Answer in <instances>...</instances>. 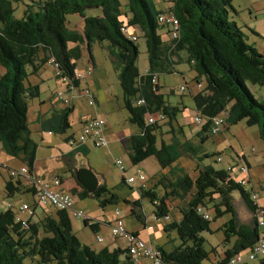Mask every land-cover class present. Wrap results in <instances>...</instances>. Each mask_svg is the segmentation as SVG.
<instances>
[{
    "label": "trees",
    "instance_id": "16d2710c",
    "mask_svg": "<svg viewBox=\"0 0 264 264\" xmlns=\"http://www.w3.org/2000/svg\"><path fill=\"white\" fill-rule=\"evenodd\" d=\"M13 1L18 0H0V67L3 70L0 73V146L6 155L27 166L30 174L38 144L28 128L27 102L39 96V85L29 83L28 75L38 73L46 60L53 59L64 76L75 86L79 84L74 71L81 57L78 44L82 43V39L76 31L68 28L69 14L82 17L88 52L90 43L96 42L114 57L122 91V107L128 113L129 122L138 128L136 133L124 140L132 165L148 157H154L161 169L174 163V146L181 144L178 135L183 133V126L177 123V115L185 107L180 108L167 101L159 90L158 76L160 73L175 72L174 65L182 61L187 62L194 72L196 83L204 84L196 93L190 94L194 115L199 114L204 119L200 125L193 121L200 128L197 132L199 143L215 135L211 132L210 118L226 112L224 128L218 133L224 132L228 125L244 120L247 126L258 125L264 148V102L258 100L250 88L264 85V52L248 43L247 35L234 20L237 10L232 5L233 0H168L167 10L157 9L153 0H29L19 18L13 16ZM94 9L100 13H86ZM164 11L173 12L177 18V37H172L169 28L157 20ZM132 26L139 29L145 42L148 68L143 74L137 66V38L132 39L128 33L121 31V27L127 29ZM249 30L255 33L253 29ZM72 42L76 45L68 48L67 43ZM139 99L144 103L136 104ZM73 108L72 102L61 110L58 133H65L70 127L68 116ZM157 113H161L163 119L150 123L146 121L147 115ZM160 121L168 127L166 133L170 137L169 141L161 139L158 145L156 132H161ZM72 136H67L65 140L70 141ZM216 155H221L223 160L221 151L211 155L201 151L197 157L200 163L197 164L196 176L182 174L181 187L189 198L178 208V218L164 219L163 230L166 233L174 230L179 241L168 249L157 246L164 264H202V260L215 251L214 248L209 251L204 248V238L200 235L202 231H209V221L213 217L205 219L197 212L198 205L209 209L208 204L211 203L214 217L225 213L231 215L220 228L224 242H229L231 238L233 241L219 254L218 264H227L234 254L250 249L264 232L250 199L251 193L256 191L250 176L247 174L248 183L242 186L236 181L240 178L236 174L240 173L232 177L227 170V166L234 163H228L225 168L203 163L207 157L218 162L214 159ZM8 176L4 178L7 195L12 196L16 192L35 195L34 188L27 183L24 185L21 177L13 181V176ZM122 181L131 186L124 175ZM78 186L80 190L72 189V194L80 198H96L101 207L117 201L105 184H98L92 192ZM163 186L165 189L161 196L142 185L136 189L139 197L131 201L130 213L144 227L148 226L146 218L142 220V215L135 209L141 205V197L150 199L155 207L154 218L158 219L170 215V195L185 196L175 189L168 191L167 188L172 185ZM233 191L239 192L251 211L250 224L238 222ZM30 206L33 214H25L24 217L19 216L12 206L0 209V264H133L125 246L111 250L104 246L95 250L82 243L72 231L67 211L52 208L49 213L41 210L44 213L39 216L35 211L36 202L33 201ZM84 224H88L87 220ZM88 225L93 232L98 231L97 222ZM240 264H264V256Z\"/></svg>",
    "mask_w": 264,
    "mask_h": 264
},
{
    "label": "rangeland",
    "instance_id": "374dc122",
    "mask_svg": "<svg viewBox=\"0 0 264 264\" xmlns=\"http://www.w3.org/2000/svg\"><path fill=\"white\" fill-rule=\"evenodd\" d=\"M246 1L248 0H233L232 5L234 7L245 8ZM252 1L254 2V10L256 11L255 13L259 15L257 18L258 33L254 34L249 30V28L242 25L243 22L240 20L239 16L244 10L237 12V14L234 16V20L238 23V25L242 26L243 28L247 29V31L252 33L250 39L248 40L247 38L248 43H251L255 46L257 45L256 48L261 49L262 47H264V0ZM28 2L29 0L13 1V16L19 18L21 16L24 4ZM75 16L78 15L69 14L67 17ZM136 36V44L139 50L137 66L139 72L145 73L148 68L147 55L145 52V42L141 33H138ZM254 40L255 42H253ZM90 51L92 56L94 57L95 62V69L93 71V75H95L100 85L106 88L107 94L111 98L114 95H121V87L117 79V72L115 70V66L112 65V61L110 60L107 48L102 47L99 43H92ZM85 58L86 57L83 56L80 60L77 61L76 68L78 70L84 64ZM52 65H46L45 70H43L41 73H31L30 75H28L29 83L31 81V84L35 82L41 84L42 95H44V97H46V94H48L46 89L47 86L51 87L53 86L55 80H60L59 77L56 75L55 68L53 71L54 66L52 67ZM174 68L175 72L160 73L158 76L159 90L161 93L164 94L167 101L173 105L178 104L180 108H182V103L185 105L184 110L178 113L177 121L183 124V129L185 131L186 137L180 136L179 142L181 144L174 146V163L172 164V166L165 169H161L154 157H148L139 164L132 165L128 159L127 154L123 151L121 153V151H118L117 149L113 148L111 151H107L105 152V154H102L101 152H103L104 149L96 148L95 150H92L88 156L79 154V156L75 159L76 164H87V167L91 168L96 173V176L98 178H100L101 175H104L108 181L107 188H109L110 192L115 194L117 201H113L101 207L98 204L96 198L90 196L80 198L77 195L72 194V209L79 210L86 216L99 221H106L112 219L114 210L119 209L120 215L122 217L126 229L129 230L133 228H138L141 231V236L146 241H149L153 246H155V243H157V245H162L167 249L179 243L176 232L174 230H171L170 232L166 233L162 228L163 224L166 222L164 218L161 217L155 219L154 205L152 204L149 198L141 197V205L139 207H135L136 212L142 215V220L146 218L145 222L146 224L150 225V228L153 227L152 229H149L150 231L148 232V234L143 232L144 228L141 227L143 223L130 213V209L133 206L131 203L132 199H137L139 197V193L136 189H139L140 181L135 178L131 186L127 185L124 181H122L123 174L119 166L115 164L116 159L122 160V163L126 169V177L135 176V168H140L143 175L145 176L144 187L155 191L157 196L163 195L165 189L163 184L165 186L172 185L170 189L167 188L168 191H172V189H175L177 192H179V194L185 195L183 198H179L177 196L172 195H170L168 198V205L171 207L170 216H179L178 208L182 207L184 200H187L189 198V196L183 191L181 187L182 174L187 173L191 177L196 176V168L198 167L197 164L200 163L197 157L201 154V151L205 149L209 155H211L212 152H215L216 150H220L222 152L223 160L221 162L210 161L208 157L203 159L204 164L210 163L215 168L225 167L226 164L230 161V155L234 156L237 153L243 152L250 163V179L255 185L256 191L259 192L258 201L259 203L264 202V188H261L262 186H264V148L262 139L259 135L258 125L247 126L244 120H242L234 125H230L226 133L223 136L219 137V142L212 143L211 140H207L202 144L198 143L199 138L194 135L197 125L193 123L194 107L191 95L200 90V88H202L204 84L203 82H201V87L196 86L197 81H195V79L193 78L194 72L192 71V69H190L187 62L182 61L176 63L174 65ZM30 69L31 67L28 69V71H30ZM1 71L2 67H0V73ZM181 85L185 86L184 91L180 90ZM250 88L253 95L258 100L264 102V85H254ZM36 98L32 99L36 100ZM30 100L31 99H28L27 102V115H30ZM99 101L101 104L103 103V107L105 111H107V115L110 121L116 122L114 123V125H118L121 129H138L135 124L129 122L128 113L124 108L116 109V104L113 99L108 98L107 101H101L99 99ZM88 106L89 105L87 104L86 100L77 101L74 110L69 115L70 127L67 129L68 134L76 132L78 130L79 116L88 108ZM159 124L161 127V132L159 130L158 132H156L158 145L161 139L169 141L170 137V134L166 133L168 127L164 125L162 121H160ZM29 127L30 123L28 124V128ZM32 131L33 140L38 145H43L41 146L39 153L35 155V158H39L43 156V154L48 152V149H46L45 143L41 142L39 138L40 134L36 132L35 128H33ZM61 135L62 133L52 134L53 137L58 138L59 142H64L63 139H61ZM199 145H201V148L199 147ZM5 156L7 155L3 152L1 153L0 151V159H5ZM6 162H8L9 165L2 164L0 166V209H3L4 202L13 203V210L18 213L19 216L24 217L26 215L18 212V204H16L15 202L18 199H23L19 200L17 203L25 201L27 204L31 205L32 202L35 201V195H32L30 192H16L12 196L6 194L4 189V178L9 177L7 173L9 169H15L11 165L13 163H18L16 161V158H13L12 160H8ZM17 177L18 176L12 177V180L15 181ZM38 177L45 179L41 176ZM232 199L234 211L236 217L238 218V222L250 224L252 220V213L246 207L238 191L232 192ZM208 205L210 214L213 218L209 221V231H202L200 232V235L204 238V248L207 251L211 250V248H214L215 251L210 252L208 258L202 260V264H214L216 259L219 257V254L224 249L230 247L233 241V239L231 238L229 242H224V234L220 228L222 223L229 219L231 215L229 213H225L222 216L214 217V210L212 209V204L209 203ZM35 209L36 213H38L39 216L43 215L44 212L49 213L53 211L51 207H46L44 208V210L42 209L44 212H42L41 208L38 206H36ZM68 216L72 225V231L82 243L90 245L89 243L92 242L95 247H98L99 245L101 246L106 242L110 243V247L112 244L116 247L117 245H119L120 248H123L125 246L119 240H115L109 236V226H107L103 222L100 224V231L93 232L88 224H84L83 218L74 216L71 210H68ZM261 218L263 219L262 216ZM97 233L103 237L102 242H97L95 238V235ZM147 235H149V237ZM120 257H122V254L120 255Z\"/></svg>",
    "mask_w": 264,
    "mask_h": 264
},
{
    "label": "crops",
    "instance_id": "0c3cea01",
    "mask_svg": "<svg viewBox=\"0 0 264 264\" xmlns=\"http://www.w3.org/2000/svg\"><path fill=\"white\" fill-rule=\"evenodd\" d=\"M153 3L157 9L167 10L169 8V3L167 0H153ZM245 5H246L245 8L244 7H234V6L233 7L237 10V12L244 10L242 12V14L239 16L240 20L243 22L242 25L247 27V28L253 29L255 31L254 34H257L258 33V27H257L258 19L257 18L259 15L257 13H255L256 11L254 10V2L252 0H248V1H246ZM86 13L88 15H91V14H98L100 12L98 9H94V10H87ZM73 15H76V14H73ZM243 15H245V16H243ZM67 20H68V24H67L68 28L72 31H76L81 36V39H82V43L78 44V47L81 49L80 59L83 56H85L86 58H85L84 64L82 65V67L79 70H84V68L87 64H91L93 66V71H94V69H95L94 57L92 56L91 51L88 52V49H87V41L84 38V33H83L82 17H80L79 15L75 16V17H67ZM242 29L245 32V34L247 35V38L249 40L252 33L247 31V29H245L243 27H242ZM127 33L131 36H136L139 33V29L136 26H132V27L127 28ZM136 38H137V36H136ZM253 42H255V40ZM92 43H96V42H91L90 46ZM75 45H76V42L75 43L74 42L67 43L68 48L74 47ZM103 45H105V44H103ZM258 50L261 52H264V47H262L261 49H258ZM108 54L110 56V60L112 61V65L115 66L116 62L114 60V57L110 53H108ZM50 64L52 65L50 59L46 60V62L41 66V68L38 72L41 73L43 70H45V66L50 65ZM52 67H53V65H52ZM53 71H54V67H53ZM93 71L91 72V74L84 77L81 85H84L90 89V91L94 95L97 103H96L95 107L88 106V108L84 112H82V114H80L79 119H78V123H79L78 128L80 126L81 118L86 114H94V115H98V116L103 117L106 120L105 136L107 139V145L104 146V148L103 147L93 148L94 146H92L90 143L71 145L69 143V141L67 142L65 140V138L71 134H74V132H72L70 134H68L67 131L65 133H62L61 139H63V141L65 143L59 142L57 137H53L52 134H58L57 130L60 128V125H61V110L64 109V106L61 104V102L59 100H57V98L55 96V92L59 89H65V86L62 85V83L59 80H55L53 86H51V87L47 86L46 89H47L48 94H46V97H44V95H42L41 84L38 82L32 83V84H39V96L36 98V100H33V99L30 100V115H27L28 124L30 123V127H29L30 134H31V137L33 139L32 129L35 128L36 132L38 134H40L39 138H40L41 142L45 143V147H46V149H48V152L43 154V156L36 158L31 174L33 176H36V177L41 176V177L45 178V180L50 179L51 176H60L62 178L64 187L66 189H69L70 191L72 189H75L76 191L80 190V187L78 186V183L75 180V177L73 176L74 170L76 168L81 167V166L87 167V164H83V165H77L76 164L75 159H76V157L79 156V154H83V155L88 156L91 153V151L95 150L96 148L104 149V151L101 152L102 154L103 153L105 154V152H107V151H111L113 148L117 149L118 151H121V153L123 151L124 153L127 154V150L125 148L124 140H125V138H128L131 134L136 133L138 131V129L135 130V129H131V128H122L121 129V128H119L118 125H114V123H116L115 121H112V122L110 121V119L108 118V115H107V111H105V109L103 107V103L101 104L99 99L101 101H103V100L107 101L108 98L113 99L115 101V104H116V109H122L123 107H122V104L120 101V99L122 98V91H121V95H119V96L114 95L112 98L109 97L107 94L106 88L102 87L100 85V83L98 82L95 75H93ZM30 83H31V81H30ZM74 93L77 95L79 93V91L77 89H75ZM78 100L84 101L85 99L81 96H76L73 100L74 107H75ZM181 103H182V101H181ZM174 105L178 106V104H174ZM182 106H185V105L182 103ZM73 110H74V108H73ZM27 114H28V112H27ZM68 121H69V116H68ZM177 123L179 125L183 126V124L180 123L179 121H177ZM229 126L230 125H228L227 129L222 133H218V134H215L212 136H208L205 139V141L211 140L212 143L213 142H219L220 141L219 137L223 136L226 133V131L229 129ZM199 130H200V128L197 126V128L195 129V134H194L197 138L200 137V136L199 137L197 136V132H199ZM182 132L183 133L179 134L178 136L179 137L180 136L186 137V134H185V131L183 128H182ZM202 135H204V134H202ZM216 135H218V136H216ZM41 146H43V145L42 144L38 145L36 155L39 153ZM105 149H107V150H105ZM0 151H1V153L2 152L5 153L1 149V146H0ZM203 151H204V153L208 154V152L205 149H203ZM218 151L220 152V150H216L215 152H218ZM12 159L13 158L9 157L8 155L5 156V159H2V160L0 159V166L2 164L9 165V163L6 161L12 160ZM16 161L18 163L17 164L13 163L11 166H13V168H15V169H19L23 164L18 159H16ZM210 161H212V158L210 159ZM229 163L245 164L247 169H248V175L250 176V173H249L250 163H249V160L246 158V156L243 152L237 153L234 156L230 155ZM227 164H226V166H227ZM225 167H223V168H225ZM236 176L242 177V174H239V175L236 174ZM20 179L23 182V184L26 185L25 184L26 180L23 178H20ZM98 180H99V184H105L106 187L108 186L107 178L104 175H101V177L98 178ZM139 185L144 186L145 184H142L140 182ZM19 200H23V199H18L15 203L19 204V203H17ZM7 204L12 205L13 203H10V202H4L3 203L4 206H7ZM260 205L264 207V202L260 203ZM168 207L171 208L170 206H168ZM44 208H46V207H43V210H44ZM35 211H36V209H35ZM178 217L179 216H175V217L170 216L169 218L172 219V218H178ZM108 221L109 220L99 221V220L95 219V222L98 223V231L97 232L100 231V228H101L100 224L103 222L104 224H106L108 226V224H107ZM146 226L147 225H145V227H144V224H143L141 227L144 228L143 232L148 234V232L150 230L147 229ZM152 228L153 227H151L150 229H152ZM128 231L135 232L137 235H139L141 238H143L141 236V233H140L141 231L138 228L137 229L136 228L129 229ZM147 236L149 237V235H147ZM147 242H149V241H147ZM89 244H90L89 246L95 250H98L104 246L107 247L109 250L116 247L113 244L110 247L109 242H106L105 244H103L101 246L99 245L98 247H95V245L92 242H90ZM155 244H156L155 246H158L157 243H155ZM117 247H119V245H117Z\"/></svg>",
    "mask_w": 264,
    "mask_h": 264
},
{
    "label": "built area",
    "instance_id": "2783aa9c",
    "mask_svg": "<svg viewBox=\"0 0 264 264\" xmlns=\"http://www.w3.org/2000/svg\"><path fill=\"white\" fill-rule=\"evenodd\" d=\"M157 20L160 24H163L169 28L172 37L178 36L179 23L173 12L164 11L158 15ZM121 31L127 33L126 27H121ZM129 36L132 39H136V36ZM50 61L56 69V75L59 77V81L65 86V89H59L55 92L57 100H59L63 106H69L76 96H81L86 100L89 106L95 107L97 102L94 95L91 93L88 87L81 85L83 78L86 75L91 74L93 71V66L91 64H87L84 70H78L77 68L75 69L74 76L75 79L79 81V84L75 86L67 76H64L61 73L57 64L53 62V59H50ZM153 81H155V77H153ZM196 84L198 87L201 86V83ZM75 89L79 91L77 95L74 93ZM184 89L185 86H180L181 91ZM143 103L144 100L142 99L136 101V104ZM225 117L226 112H222L219 115L210 118L212 120L211 132L213 134L223 130L225 125ZM156 119H163V115L161 113H157L156 115L146 116V121L148 123L153 122ZM193 121L200 125L204 122V119L199 114H195ZM105 126L106 120L103 117L94 114H86L81 118L80 127L78 131L73 134L69 143L71 145L90 143L94 147H104L107 145ZM221 158V155H216L214 157L215 161L218 162L221 161ZM115 164L119 166L122 174L125 176L126 169L122 163V160L116 159ZM227 170L232 177H234L235 173H240L243 175L242 177L236 179L240 185L245 186L248 183V171L245 164H230L227 166ZM7 173L10 176H18L25 179L26 183L34 188L35 202L38 207H51L56 210H65L67 212L68 210H71L74 216L82 217L83 220H87L88 224L95 223L94 219L86 216L81 211L72 209V192L64 187L62 178L60 176H53L52 178L45 180L30 174L27 166L25 165H22L19 169H9ZM135 178L144 184L145 176L143 175L140 168H135V176H125L126 182L128 184H132ZM258 195V191H253L250 195V199L255 207V216L257 217L258 224L260 226H264V218H261V216H264V207L260 205L258 201ZM7 206L12 205L7 204ZM17 209L19 213L26 214L27 216L32 215L34 211L25 201H21L18 204ZM197 212L205 219H211L212 217L209 209L203 205H198ZM164 219L168 220L169 216H165ZM107 224L109 226V236L115 240L117 239L121 241L125 245L127 254L131 258L133 264H164L161 258V252L157 246H153L146 240L140 238L125 228L119 209L114 210L112 219L109 220ZM146 228L149 229L150 225L146 226ZM95 238L97 242L103 241V237L99 234H96ZM263 256L264 232L259 235V238L250 249L234 254L232 257H230L227 264H240L243 262L253 261L256 258ZM218 261L216 259L214 264H218Z\"/></svg>",
    "mask_w": 264,
    "mask_h": 264
},
{
    "label": "water",
    "instance_id": "95a60500",
    "mask_svg": "<svg viewBox=\"0 0 264 264\" xmlns=\"http://www.w3.org/2000/svg\"><path fill=\"white\" fill-rule=\"evenodd\" d=\"M74 177L77 183L86 189L88 192H92L99 184L96 173L89 167L81 166L74 170Z\"/></svg>",
    "mask_w": 264,
    "mask_h": 264
}]
</instances>
